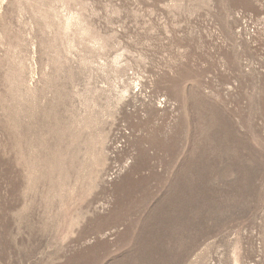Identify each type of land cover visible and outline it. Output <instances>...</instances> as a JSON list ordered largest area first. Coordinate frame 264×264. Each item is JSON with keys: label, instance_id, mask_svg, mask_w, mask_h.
Segmentation results:
<instances>
[{"label": "rangeland", "instance_id": "rangeland-1", "mask_svg": "<svg viewBox=\"0 0 264 264\" xmlns=\"http://www.w3.org/2000/svg\"><path fill=\"white\" fill-rule=\"evenodd\" d=\"M0 264H264V0H0Z\"/></svg>", "mask_w": 264, "mask_h": 264}]
</instances>
